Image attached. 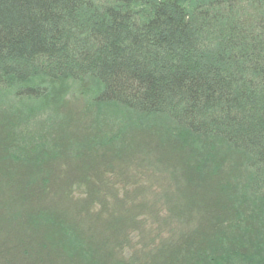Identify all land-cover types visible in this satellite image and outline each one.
Wrapping results in <instances>:
<instances>
[{
	"label": "trees",
	"instance_id": "16d2710c",
	"mask_svg": "<svg viewBox=\"0 0 264 264\" xmlns=\"http://www.w3.org/2000/svg\"><path fill=\"white\" fill-rule=\"evenodd\" d=\"M253 192L264 0H0V264H264Z\"/></svg>",
	"mask_w": 264,
	"mask_h": 264
},
{
	"label": "bare ground",
	"instance_id": "6f19581e",
	"mask_svg": "<svg viewBox=\"0 0 264 264\" xmlns=\"http://www.w3.org/2000/svg\"><path fill=\"white\" fill-rule=\"evenodd\" d=\"M44 120H42L41 122H43ZM45 122V121H44ZM46 123H48V121H46ZM34 151V150H33ZM255 195H256V193L255 192H253V195L250 197V199L252 198V200H254V205H256V206H261V205H264V203H262V202H258V200L255 198L254 199V197H255ZM245 201V200H244ZM262 212H264V209L262 208ZM256 213L257 214H259L260 216L262 215V214H260L261 212H257V209H256ZM258 220H260L261 222H263L264 223V218H257ZM258 220H255L256 222H258L259 223V221Z\"/></svg>",
	"mask_w": 264,
	"mask_h": 264
},
{
	"label": "rangeland",
	"instance_id": "374dc122",
	"mask_svg": "<svg viewBox=\"0 0 264 264\" xmlns=\"http://www.w3.org/2000/svg\"><path fill=\"white\" fill-rule=\"evenodd\" d=\"M38 115H40V114H38ZM42 118H43V116L40 115L39 117L36 118V119H37L36 121H37V122H40V119H42ZM49 121H50V120H49ZM51 121H52V119H51ZM46 124H47V123H46ZM193 142H194V141H193ZM194 143H195V142H194ZM195 144H196V143H195Z\"/></svg>",
	"mask_w": 264,
	"mask_h": 264
}]
</instances>
